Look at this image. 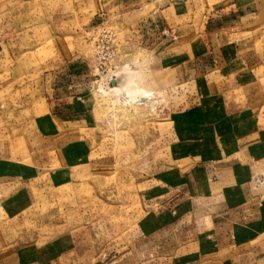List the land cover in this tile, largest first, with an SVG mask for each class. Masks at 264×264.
I'll use <instances>...</instances> for the list:
<instances>
[{"label": "rangeland", "instance_id": "obj_1", "mask_svg": "<svg viewBox=\"0 0 264 264\" xmlns=\"http://www.w3.org/2000/svg\"><path fill=\"white\" fill-rule=\"evenodd\" d=\"M127 1L0 0V264H99V253L134 248L141 233L155 227L156 200L149 198L160 195L161 182L179 180L194 167L205 170V156L220 150L226 107L248 106L245 118L255 114L253 106L263 123L264 0H257L254 22L242 28L254 39L243 51L254 53L249 63L255 59L257 76L247 74L233 83L238 88L222 96L209 92L206 100L198 81L176 80L177 61L158 65L146 44L157 35L138 32ZM147 1L139 10L145 17L186 0ZM187 1L197 21L213 2ZM193 30L199 44L204 29ZM74 64L87 72L81 125L50 111V101L71 95L64 86L72 77L59 76ZM172 84L184 85L175 93ZM175 132L181 137L172 141ZM77 161L89 166L83 175L74 173ZM246 164L253 172L243 197L261 199L264 228V159ZM212 169L208 181L214 183L218 169ZM183 191L166 198L192 192Z\"/></svg>", "mask_w": 264, "mask_h": 264}, {"label": "crops", "instance_id": "obj_2", "mask_svg": "<svg viewBox=\"0 0 264 264\" xmlns=\"http://www.w3.org/2000/svg\"><path fill=\"white\" fill-rule=\"evenodd\" d=\"M128 1L129 8L132 5L130 17L136 20L138 32L151 31V35H157L147 39L146 43L156 51L155 61L161 68L166 62L177 61L174 67L181 72L177 73L176 80L188 77L191 78L189 82H193V79L198 81L197 93L201 91L204 94L200 100L210 98L207 96L209 92L222 96L233 91L238 88L234 87L235 82L247 74L257 76L253 68L255 59H252V65L249 63L254 53L243 51L254 39L245 38L242 29L254 22L257 0H209L213 2L207 5L199 21L192 16L187 0L166 3L153 12L156 14L150 13L148 17L141 15L139 10L150 2ZM246 17L249 19L244 21ZM224 18L227 20L224 21ZM180 28L183 31L178 35ZM195 28L204 29V33L197 34L203 37L199 44H196V38L193 37ZM229 29L234 32H229ZM180 38L183 40L180 41ZM201 41L206 47L201 45ZM177 49L182 53L173 54ZM261 60L264 63V54ZM214 61H219V64L216 65ZM259 66L258 74L262 70L261 64ZM82 76H87V72L79 71L77 64L71 66L69 75L65 72L59 76L60 80L66 79L64 82H69L72 77V81L64 86L71 95L50 101L53 104L50 110L52 115L59 117V114L65 122L83 123L82 111L86 109L89 92ZM183 85L172 84L170 89L179 93L178 89ZM249 107L255 114L245 118L244 109H249L248 106L226 107L227 110L223 111V126L226 127H223L220 150L205 156V170L194 167L182 179L175 180L172 176L167 178L168 182H161L164 184L160 186L164 188L160 195L149 198V202L156 200L155 227L149 232L143 231L137 240L139 243L135 242L134 248L124 247L122 254L111 255L108 249L104 254L111 256L101 258L99 253L96 260L99 264H264L262 201L259 197H243V190L249 188L253 172L252 165L246 163L253 159H264V120L261 123L260 114H257L253 106ZM198 108L203 112L205 110L201 105ZM175 112L179 114V111ZM203 114L194 118L202 120ZM248 119L251 127L248 125L245 129L244 124H247ZM172 136V141L181 137L176 132ZM223 141H236V145L232 144L230 148L224 145L226 148H223ZM212 166L218 169L219 179L214 183L208 181V174L214 171ZM88 167L77 161L74 166L75 175H83ZM173 190L177 194L183 190V193L192 192L189 196L166 198Z\"/></svg>", "mask_w": 264, "mask_h": 264}, {"label": "water", "instance_id": "obj_3", "mask_svg": "<svg viewBox=\"0 0 264 264\" xmlns=\"http://www.w3.org/2000/svg\"><path fill=\"white\" fill-rule=\"evenodd\" d=\"M116 82V80L114 79V80H112V83H115Z\"/></svg>", "mask_w": 264, "mask_h": 264}]
</instances>
